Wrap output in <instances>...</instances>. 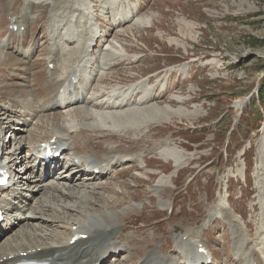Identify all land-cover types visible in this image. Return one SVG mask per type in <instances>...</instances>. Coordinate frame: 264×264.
<instances>
[{
    "label": "rangeland",
    "instance_id": "rangeland-1",
    "mask_svg": "<svg viewBox=\"0 0 264 264\" xmlns=\"http://www.w3.org/2000/svg\"><path fill=\"white\" fill-rule=\"evenodd\" d=\"M54 10H60V18L54 17ZM25 16L26 23L22 19ZM12 17L26 25L23 36L10 32L8 23ZM94 26L98 27L97 36ZM54 29L56 37L51 34ZM66 33L75 36L76 42H64L61 37ZM88 38L92 46L84 75L95 74L86 92L92 101L89 104L98 107L100 114L127 110L137 112L141 118L139 123L125 125L119 135L115 133L104 141L97 138L98 143L89 148L98 151L97 158L91 161L107 162L112 155H103L101 149L116 146L110 153H118L114 150L120 144L140 153L145 149L144 157L128 160L126 163L131 162L133 168L114 175L111 182L101 175V182H108L104 186L96 187L88 181L91 186L82 187L83 178L74 179L69 172L66 183L71 184L74 196H65L62 202H58L61 198L52 200L50 210L40 206L39 211H32L33 215H26L29 219L21 225H51L52 215H61L62 221H57L55 227L63 232V238H69L71 226L99 222L97 210H107L115 218L111 210L120 213L127 209L132 212L119 221L124 222V231L139 229L141 233L134 234L140 241L154 236L156 240L145 251L139 249L138 254H147L154 246L177 248L172 233L179 235L191 226L190 234L209 245L218 264L230 258L232 244L239 235L236 229L250 246L256 237L260 242L264 236V0H0V144L7 146L3 154L0 145V157L5 164L15 160V172L24 177L22 186L57 183L52 175L43 182L24 184L29 180L25 176L35 175L30 165L32 146L52 139L46 134L52 125L80 118L92 123L94 113L89 109L79 112L74 106L69 108L71 111L44 115L41 122H32L38 125L39 135H34L26 129L35 125L23 124L20 118L24 111L13 100L21 98V94L30 103L34 92L38 99L49 102L54 88L47 84L52 77L49 78L45 59L60 44L59 65L66 71L56 75L70 77L71 67L83 62L88 52ZM26 50L31 53L24 54ZM8 53L14 54L16 60L7 61ZM143 95L149 97L150 103L140 105ZM119 100L126 103L124 108H118ZM154 103V107L140 111ZM256 107L263 108L254 116ZM165 140L167 149L175 150L167 159V150L160 145ZM74 142L77 145L79 139ZM84 157L85 154L82 160L86 162ZM176 159L181 160L177 166ZM26 164L30 169L24 172ZM71 165L72 170L77 168L83 176L92 178L87 175L92 170ZM162 179H170L169 190H155ZM91 189L106 195L102 199L96 195L90 209L93 214L74 206L85 201L84 193ZM40 194L38 189L28 193V205L37 206L38 198L47 196ZM24 202L18 205L28 207ZM13 212L8 211L9 217ZM211 212L216 216L211 217ZM226 212L237 218L236 226L225 220ZM7 230L0 232V245L7 242L6 236L11 233ZM37 232L38 239L50 234L46 228ZM176 248L171 252L176 254ZM36 254L31 258L40 259L39 251Z\"/></svg>",
    "mask_w": 264,
    "mask_h": 264
},
{
    "label": "bare ground",
    "instance_id": "bare-ground-1",
    "mask_svg": "<svg viewBox=\"0 0 264 264\" xmlns=\"http://www.w3.org/2000/svg\"><path fill=\"white\" fill-rule=\"evenodd\" d=\"M85 5L86 4H83V6H85ZM52 8H53V6H52ZM85 9H86V7H85ZM55 10H54V17L57 18V17H59V14L61 12H60V10H57V11H55ZM14 17L11 18V21H12V19H14ZM27 18H28V16H25V18H22L23 21H25V23H26ZM150 18L151 17H149V19ZM149 19L148 20L146 19V20L149 21ZM23 21H21V22L23 23ZM97 31H98V27L94 26L93 27L94 36L98 35ZM93 32H92V34H93ZM56 34H57V32H56ZM61 39H65L66 41L68 40V41H72V42L75 41L74 37H70V36H67V38H65V36H62ZM88 39H90V38H88ZM90 41H91V39L87 42V51L88 52H86V54L84 55L85 58H84L83 62L79 63L78 65H74L71 67V70L73 72H75V75L77 73H80V69L83 68L84 66H85V70L89 66V63H87V61L89 62L90 54H91V53H89L90 47L92 46ZM8 45H9V47H11L10 43H8ZM54 48L55 47H53V49L50 51V53H49L50 56H48L47 59H45L46 64L48 63L49 59H50V62L52 63V62H54V58L60 56L59 52H57L58 49L57 48L54 49ZM25 52L28 53L27 50ZM6 56H7L6 60L9 62L16 60L14 54L8 53ZM72 61L74 62L73 58L71 59V63H72ZM86 63H87V65H86ZM56 68H57V71L60 70L62 73H64L66 71V68L62 67V69H61L59 64L58 65L56 64ZM52 72H54V71H52ZM56 72L53 73V77L47 83V84H52L54 89L57 86H59L60 83H62L64 80H67L69 78V76H65V75L62 77L57 76ZM30 87L31 86H29V88ZM29 88H27V90L31 89V88L30 89ZM54 89L50 92V95H52L54 93ZM82 90L83 89H81V91ZM33 93H32V96L30 97V99L28 98L30 103L27 101V98H24L21 94H20L21 98L16 97L13 100L14 103L15 102H18L19 104L26 103L27 105H33L36 107H44L42 115L37 116L34 120H32V122L38 121V123H39V121L41 120V118L44 115L52 116L53 114H56L57 110H59V106H60L59 103L57 105H54L53 101L51 99H49V102L45 101L44 99L43 100L38 99L36 97V95H34ZM131 93H133V92L131 91ZM83 99H84V97L80 96V93H79L74 98H72V100L70 102L67 103L65 108L69 110L70 107L78 106L77 110L79 112H84L85 109L86 110L89 109L91 111L90 113H94V120L92 123H89V121L84 120V118H80L82 120H80V119L74 120L73 122L72 121H65V122H63V124H60V126L52 125L50 127V131H47L46 134L51 136L52 139L57 138V137H62V138L68 137V141L70 143H72L73 149H77V153L79 154V158H78L79 160L75 161L74 165H81L83 168H87L89 170H94L96 167H100V168L106 167L104 169H107L108 166H110V168L121 167L118 169L119 173H122V171H127L130 167L133 168V166L130 164L131 162H133L132 159L138 160V159L143 158L145 149L140 148V150H142V149L144 150L140 153L138 149L132 151L130 149L122 148L123 144H120V145H118L119 147L115 148L116 150H114V151H116L118 153H110V149L113 150L114 147H116V146H111L109 150L106 149L107 151L101 149L100 152L103 155L110 154V155H112L111 158L105 163L101 162L100 164L99 163L96 164L94 162L91 167H87V164L92 162L91 160H94L97 158L95 156H96L98 151L93 150V149L89 150V148H91L95 142L98 143L97 138L100 137L103 139V141H104V139L107 140L108 136L113 135L115 133L118 134L119 131H121V129L124 130L125 125H130L133 122H138V123L141 122V118L138 117V114L136 115L137 112H134V111L126 112L127 110L125 112L123 111L120 113L100 114L96 109L98 107H94L93 104L90 105L92 103V101H90L91 102L90 103L89 99L87 101L86 100L84 101ZM148 99H149V97L143 95L139 99L140 105H144V103L145 104L150 103L149 101H147ZM87 103L88 104L90 103L89 106L91 108L89 106H86ZM123 103L124 102H120V100H119V105H118L119 109L124 108V106H126V103L125 104H123ZM154 106H155V103H154V105L151 104L150 106H145L142 108L140 107L141 108L140 111L143 112V110H144V112H145L146 109H148L150 107H154ZM12 107L15 109V110H13V112L16 113L17 109L13 105H12ZM93 108H95V110H93ZM156 109H158V108H156ZM50 110L54 111V113H52V111H50ZM72 110H74V109H72ZM48 111H50V112H48ZM69 111H71V110H69ZM140 111H138V112H140ZM154 111H156V110H154ZM159 111L160 110L158 109V112ZM24 113L25 112L21 113L20 119H23L22 120L23 124H27V122L29 120L24 118L23 115H26V117H27L28 114L27 113L24 114ZM57 113H62V112H57ZM156 113H157V111L155 112V115L154 114L153 115L156 116ZM173 113H174V111H173ZM67 114H69V113H67ZM147 114H149V113H147ZM139 115L144 116V114H139ZM169 115L170 116L172 115L171 108L169 110ZM15 116H20V114H17V115L15 114ZM59 116H61V115H59ZM150 117H151V115H150ZM110 120H112L113 123L109 124L108 121H110ZM50 122L53 123V120H51ZM29 123H30V121H29ZM32 124H34L35 127L30 128V129H26V130H29L31 134L39 135L37 123L35 122ZM49 139H47V140L43 139L44 141H40L38 144H41L43 142H51L52 139L51 140H49ZM78 139H79V142L76 145L74 141H78ZM99 142H101V140H99ZM145 142H147V141L145 140ZM0 145L2 146V150H3V154H4V149L7 146L4 143L0 144ZM160 145L163 146V148L165 146L164 151L167 150L166 151L167 154L164 153V156L166 157V159L169 158L170 155H174L175 150H173V149L168 150L167 149V147H168V141L167 140H165V142H162ZM146 147L147 146H145V148ZM78 151H80L81 153H79ZM84 154H85L84 159L86 160V162L82 160ZM30 157L34 158V155L30 154ZM128 160L129 161L131 160V162H129V164L126 163V162H128ZM14 162H15V160L9 162L8 166H6V167L9 171L12 172L11 180H12L13 186L10 188V191L14 192V195L17 196L19 200L11 199V198L7 199L6 197L3 198V203L5 206H3L2 208L7 210V211H9V209H10V212L15 210V212H13L14 214L10 217L8 215V212L5 213L4 217H3V223H0L1 229L5 230V228L6 229L8 228V230H11V233L6 236L7 242H5L4 245H3V243L0 245V264H12V263L18 262L20 260H28L31 257H37L36 253L38 251H39L40 259H42V260L54 261V262L61 263V264H85L86 261L93 259V255H97L98 257H100L102 254V247L105 246V244L113 245V246H110L109 249L110 250H116L117 249L118 252H122L125 250L127 251V249H128L129 254L127 255V260L130 264H134L133 262H131V259H132L134 252L139 251V249L140 250L144 249V251H145L148 248L149 244L152 245L154 242H156L155 236L151 237V240L145 239V242H144V240L141 242H135L132 239L130 240L131 236H135L138 239L137 235L134 233H132V234L125 233V235L128 236L129 239L127 237L122 236V235L120 236L121 233H119V231L120 232L124 231L125 227L123 225L124 222L122 223V221L121 222H119V221H120V219L124 221L126 219L127 214H130L132 212V210H129L127 212V209H125V212H120V213H118L114 210H111V211H113V213H115V218L113 215H111V216L108 215L107 210H97L96 212L99 213V217L101 218V220L99 222L94 221L90 224H84V226L80 225L79 227H76V228H73L71 226L70 231L67 234V235H69V238H63L62 237L63 232H60L59 228L55 227L56 224L59 223L57 221L61 220V218H62L61 215L53 214L52 215V217H53L52 222L53 223L51 225H45V224H33V225H31L30 222H26L25 224L21 225L23 220L28 218V217H26V215H30V216L33 215L32 211H39L40 206L46 205L45 206L46 209L50 210V209H52L51 207H53V204L51 203L52 200L61 198V201L59 200L58 202H62L63 197H65V196H72L73 197L74 192L72 190L73 188L70 189L71 184L68 185V183H66L67 182L66 177H64V180H62V181H57V183L52 181L49 184H40V185H37V187H35L32 184H28V183L38 182V181L43 182L44 181L43 178L40 175H36V176L35 175H28L25 177L29 178V180L24 182V184H28V185L22 186L23 183H22L21 179L23 180L24 177L19 176V174L15 172L16 169H15L14 165L16 164V162L15 163ZM180 162H181V160H180ZM180 162L177 160L175 163L176 166L178 164H180ZM82 164H84V165H82ZM28 165L26 164L22 171H24V172L28 171V169H30V167ZM126 165H127V167H124ZM71 166H73V165H71ZM69 169H71V168H69ZM17 170H19V169H17ZM61 172H64V170ZM87 173H90V172L88 171ZM69 174L74 179H78L79 177H82L83 178V180H82L83 186L82 187H88L89 188L91 185L99 187L98 185H100V186H104L105 184L107 185L108 184L107 181L111 182V180H107L106 182H101L102 180H94V178L92 179L91 177L88 179L86 176H83V174H81L79 169H77V168L75 169V171L71 170ZM87 175H90V174H87ZM88 181L91 182V185L88 183ZM114 182H115V179H114ZM170 182H171L170 179L160 180V182L156 186L155 190H159V191L169 190L170 189V184H169ZM59 183H61V184L59 185ZM174 183H175V181H174ZM80 186H81V184H80ZM17 187H20V189L17 190ZM35 189H38L41 191V194H40L41 197H42L43 193L45 195H47L46 198H38V203H39V204H37L38 207L35 205L34 206L28 205V207H25V208L19 206L18 204L23 202V200H25V202L29 200V197L27 196L28 193H30L31 191H33ZM92 189L84 193V195L86 197L85 201H83L81 203L79 201V202H77L78 204L74 205L77 208L79 206H80V208H84L85 211H88V213H91V214H93L90 211L91 206L93 207V205H94L93 200L97 199V197L99 199H102V198H104V196H106L105 193H101V192H98L95 190L92 191ZM52 193H54V194H52ZM96 195H97V197H96ZM58 202H57V204H58ZM64 207H66V208L68 207L69 209H71V207L69 205L68 206L64 205ZM18 208H20L24 211L20 212L18 210ZM94 209H97V208L94 207ZM27 210L29 212L28 214L26 213ZM81 211H83V210H81ZM134 211H136V210H134ZM210 214H212L211 217L214 216L213 212H211ZM227 216L229 218H227ZM224 218H225V220H230L232 223L231 225H233V226L235 225L234 223L236 221L238 222L237 218H235V216H233L232 213L230 214L229 212H226V214L224 215ZM14 220H15V222L13 223L12 221H14ZM13 224H15L16 226L12 227ZM17 224H19V225H17ZM206 224H208V223L206 222ZM58 226H60V224ZM43 228L48 229L50 231L49 232L50 234L48 235V237L45 236L41 239H38V232L37 231L41 230ZM192 228H191V226H189V227L186 226V231L184 230V232H182L179 235H175L174 233H172L173 236H175V242L177 245L178 244H184L183 241H186V240L191 241L192 243L194 241V243H202V244L206 245V242L203 239L198 240L195 238L196 236L193 237L192 234H190L192 231V230L190 231V229H192ZM142 233H143V231H142ZM235 233L237 235L239 234L237 237L238 243H240L241 245H243L245 243V245L242 246L244 248V250L249 251L251 254H253L254 260H256V262H258V264H264V241H262L264 239V236L261 237L260 242H257L258 237L255 238V241L252 239V242H251L252 246H250L249 243H246L247 241H243V240H245V238H244L243 233L240 231V229H236ZM202 234L204 235V232ZM185 236L187 238L186 240H184ZM257 236H259V234ZM77 237H78V239H76ZM119 239L121 241H119ZM47 240H49L50 243ZM234 240H236V239H234ZM119 242H121L122 244H120ZM116 243H119V245H116ZM186 243H188V242H186ZM254 244H256V245H254ZM129 245L131 246L130 248H129ZM253 245H254V248H253ZM245 246H246V248H245ZM117 247H119V248H117ZM208 247H209V245H208ZM151 250H149L147 252L149 253ZM153 252H154V250H153ZM154 254H155V252H154ZM144 255H145V253H143L141 256H144ZM182 260H185V258H183ZM106 261H107V258L106 257L103 258V262H106ZM118 264H125V262H118ZM153 264H166V262H157V263H153Z\"/></svg>",
    "mask_w": 264,
    "mask_h": 264
},
{
    "label": "trees",
    "instance_id": "trees-1",
    "mask_svg": "<svg viewBox=\"0 0 264 264\" xmlns=\"http://www.w3.org/2000/svg\"><path fill=\"white\" fill-rule=\"evenodd\" d=\"M261 96H262V90H261ZM261 106H262V105H261ZM261 108H263V107H256V110H254L253 115H254V116H257V115L261 114V112H260V111H262ZM259 109H260V110H259Z\"/></svg>",
    "mask_w": 264,
    "mask_h": 264
}]
</instances>
